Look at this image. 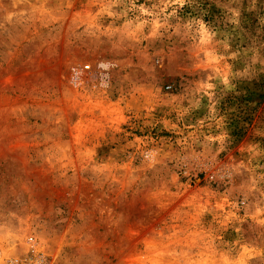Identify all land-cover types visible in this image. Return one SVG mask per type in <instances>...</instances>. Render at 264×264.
I'll return each mask as SVG.
<instances>
[{
	"label": "rangeland",
	"instance_id": "1",
	"mask_svg": "<svg viewBox=\"0 0 264 264\" xmlns=\"http://www.w3.org/2000/svg\"><path fill=\"white\" fill-rule=\"evenodd\" d=\"M264 264V0H0V261Z\"/></svg>",
	"mask_w": 264,
	"mask_h": 264
},
{
	"label": "built area",
	"instance_id": "2",
	"mask_svg": "<svg viewBox=\"0 0 264 264\" xmlns=\"http://www.w3.org/2000/svg\"><path fill=\"white\" fill-rule=\"evenodd\" d=\"M0 264H47L46 257L32 246L25 258L2 260Z\"/></svg>",
	"mask_w": 264,
	"mask_h": 264
}]
</instances>
